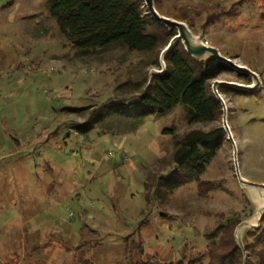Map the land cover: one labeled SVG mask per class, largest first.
Here are the masks:
<instances>
[{
	"label": "rangeland",
	"instance_id": "1",
	"mask_svg": "<svg viewBox=\"0 0 264 264\" xmlns=\"http://www.w3.org/2000/svg\"><path fill=\"white\" fill-rule=\"evenodd\" d=\"M50 1L0 0V264H72L81 252L96 264H112L122 261L128 236L142 241L146 252L174 261L180 251L187 257L195 253L191 248L202 251L221 214L243 207V195L255 211L238 183L226 132L199 178L215 182L214 190L183 181L187 167L176 168L171 159L174 134L223 128L222 112L214 122L188 124L179 104L131 128L134 119L119 125L106 109L94 114L104 131L66 126L112 96L135 93L126 81L144 72L150 83L162 66L145 63L153 54H80L60 38ZM159 9L258 73V89L220 85L219 92L238 169L264 183V0H160ZM236 72L211 79V89L215 79L248 83ZM80 105L88 109L66 110ZM252 228L238 229L241 241ZM242 260L260 264L245 249Z\"/></svg>",
	"mask_w": 264,
	"mask_h": 264
},
{
	"label": "trees",
	"instance_id": "2",
	"mask_svg": "<svg viewBox=\"0 0 264 264\" xmlns=\"http://www.w3.org/2000/svg\"><path fill=\"white\" fill-rule=\"evenodd\" d=\"M159 1L154 0V5L161 13ZM49 12L62 41L72 45L80 54L112 50L137 52L145 56L153 54L154 60L145 63L159 66L158 54L175 34V29H168L147 13L143 0H51ZM163 58L164 72L152 73L150 83H147V75L143 72L141 78L126 81L130 85L128 90H134L135 93L130 96H112L93 108L82 121H67L66 126L79 133H87L91 128L98 127L94 114H104L108 109L113 117L116 116L119 125L127 117L134 119L130 126L134 128L137 120L147 115L162 116L179 104L184 108V118L188 124L211 123L219 119L221 104L213 94L209 81L233 69L214 58H192L179 40L173 43ZM236 74L250 82L246 73ZM217 88L221 90L220 85ZM87 106L66 110L80 114L88 109ZM98 129L99 132L105 130L102 127ZM224 135L225 131L218 125L207 130L191 129L178 137L174 134L171 159L176 168L187 167L188 174L183 176V181L197 180L199 190H214L215 182L206 183L199 178L214 158ZM167 177L168 180L169 175ZM203 184H206L205 188H202ZM242 198L244 205L241 209L221 214L217 226L206 234L209 243L202 251L190 247L195 252L193 255L187 257L185 251H180L178 259L163 261L153 252H146L142 241L128 236L124 239L122 261L114 259L111 263L242 264L245 249L247 258H255L261 264L264 261V215L259 228L245 230L243 246L238 244L233 235L236 224L250 217L254 211L245 195ZM72 264L96 263L81 252L73 255Z\"/></svg>",
	"mask_w": 264,
	"mask_h": 264
},
{
	"label": "water",
	"instance_id": "3",
	"mask_svg": "<svg viewBox=\"0 0 264 264\" xmlns=\"http://www.w3.org/2000/svg\"><path fill=\"white\" fill-rule=\"evenodd\" d=\"M143 4L147 9V13H149L156 21L163 24L168 29H175L176 33L170 38L168 43L162 48L160 52L159 62L162 66L161 70L158 73H162L165 70V62H164V54L170 49L173 43L179 40L185 51L194 59L202 60L206 58H214L218 61L224 62L226 65L230 66L237 71L244 72L249 75L251 81L249 83H240L236 81H226L215 79L212 83V92L216 96V98L220 101L221 109H222V122L223 128L227 134V139H230L233 143V158H234V166H235V174L238 180L239 185L245 189L252 199V201L256 204V210L253 213V217L249 219L242 220L238 223L234 229V234L237 236V242L240 246H242V241L240 237L237 235V231L241 226L246 227H258L261 217L264 214V183L249 180L242 176L238 169L237 157H236V145L232 138L230 129L228 127L226 121V106L220 92L218 91L219 85H233L238 88H242L245 90H253L258 89L261 86V80L257 72L252 70L246 65L234 63L230 58L222 55L218 48L212 45H208L204 43L199 35H194L190 30L188 25L181 20L166 16L164 14L159 13L154 5V0H143Z\"/></svg>",
	"mask_w": 264,
	"mask_h": 264
},
{
	"label": "crops",
	"instance_id": "4",
	"mask_svg": "<svg viewBox=\"0 0 264 264\" xmlns=\"http://www.w3.org/2000/svg\"><path fill=\"white\" fill-rule=\"evenodd\" d=\"M109 261H112V260H109ZM109 261H108V262H109Z\"/></svg>",
	"mask_w": 264,
	"mask_h": 264
},
{
	"label": "built area",
	"instance_id": "5",
	"mask_svg": "<svg viewBox=\"0 0 264 264\" xmlns=\"http://www.w3.org/2000/svg\"><path fill=\"white\" fill-rule=\"evenodd\" d=\"M204 42H206V41H204Z\"/></svg>",
	"mask_w": 264,
	"mask_h": 264
}]
</instances>
